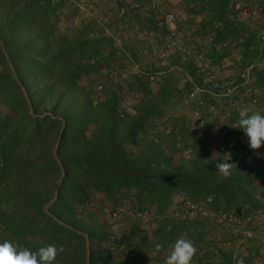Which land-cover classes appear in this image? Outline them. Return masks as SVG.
<instances>
[{
  "label": "trees",
  "instance_id": "trees-1",
  "mask_svg": "<svg viewBox=\"0 0 264 264\" xmlns=\"http://www.w3.org/2000/svg\"><path fill=\"white\" fill-rule=\"evenodd\" d=\"M107 1V9L97 12L98 0L83 10L76 0H0V41L32 107L0 47V243L8 240L33 251L55 244L65 249L55 264H87V235L90 264H145L150 252L156 255L154 264H165L172 244L185 237L197 248L195 264H236L233 248L220 246L235 243L236 236H218L220 224L191 218L185 207L200 204L241 220L264 212L259 193L264 146L250 149L235 114L231 122L236 125L217 142L219 151L210 132L206 140L187 116L172 114L187 107L193 90L212 85L198 72L195 57L185 58L179 50L163 59L166 66L143 65L147 55L156 56L154 46L168 49L171 28L161 25L162 10L173 0H156L161 5ZM185 1L193 3L192 18H201L193 32L214 39L204 52L214 66H223L238 49L241 72L264 59V26L241 19L234 0ZM258 2L264 15V0ZM222 44L230 50L219 49ZM130 66L139 72L122 82L121 73ZM251 77L264 91V67H255ZM100 83L106 87L102 91L96 90ZM132 93L137 103L129 108L125 99ZM63 127L58 155L65 176L49 207L52 217L45 206L54 200L62 175L53 152ZM227 152L236 167L223 177L216 164ZM126 203L137 223L115 236L113 223L102 221L97 209L107 207L117 215ZM147 215L151 234L143 224ZM156 243L163 246L159 253ZM241 252L244 264H256Z\"/></svg>",
  "mask_w": 264,
  "mask_h": 264
},
{
  "label": "built area",
  "instance_id": "built-area-1",
  "mask_svg": "<svg viewBox=\"0 0 264 264\" xmlns=\"http://www.w3.org/2000/svg\"><path fill=\"white\" fill-rule=\"evenodd\" d=\"M235 8L240 12V18L259 23L264 26V15L262 7L259 6V0H234ZM175 21V15L173 13L166 14L162 24L169 25ZM213 37H202L192 32L182 33L179 30L171 28V34L168 38V49H155V55L160 59H166L171 53L176 50L181 51L185 58L195 57L198 72L207 75L206 84L211 83V87L206 89L196 88L186 97L187 108L192 109L195 123L202 126L200 129L202 134L210 132L212 137V145L216 151L221 149V145L217 142L223 140L230 134V128L235 126L232 124L233 114L237 118L238 112L241 107H249L252 109L258 106L263 90H261L256 84L255 79L251 77L252 70L259 66L264 67V59L258 61L257 64H251L244 68L240 73V80L235 78H225L218 75L219 67L213 65L212 61L205 58L204 51L207 46L213 44ZM261 44L264 45V28L260 33ZM230 50L228 44H222L219 49ZM234 52L232 51L231 54ZM227 59L223 64L226 66ZM162 76L159 73L158 76H153L152 80L156 81L158 77ZM120 81V80H119ZM86 82V81H85ZM106 87L104 83L96 85V90L102 91ZM131 98H135L134 93L130 95ZM205 116H210L211 123L210 129L205 128L204 119ZM229 153V152H227ZM231 154V153H230ZM226 158V155L224 156ZM187 214L191 218L201 217L204 219H210L216 221L223 226H234L233 234L237 240L235 243L223 244L227 249L232 247L235 253V259H240V252L252 259L257 264H262L264 260V235H257L256 228L252 222L253 218L246 220L239 219L234 214L225 213H212L208 211L205 206L200 204L188 203L186 204ZM115 216H117L115 214ZM142 216V214H139ZM247 242V248L241 249L242 243ZM192 264H195L192 262Z\"/></svg>",
  "mask_w": 264,
  "mask_h": 264
},
{
  "label": "rangeland",
  "instance_id": "rangeland-1",
  "mask_svg": "<svg viewBox=\"0 0 264 264\" xmlns=\"http://www.w3.org/2000/svg\"><path fill=\"white\" fill-rule=\"evenodd\" d=\"M79 1V3L81 4V10L84 9V6L89 5V6H95L94 2H92V0H76ZM107 0H98V2H96L97 4L101 5L102 7H100V9H97V12H99L100 10H106L107 9ZM162 2H158L155 0L154 5H161ZM110 6V5H109ZM193 3L185 1V0H173L171 1V5L170 6H165L162 10V12L164 14H169V13H173L175 15V21L170 24V28H174L181 31L182 33L185 32H192L194 30H196L198 28V24L201 21L200 17H197L196 19L192 18V14L189 12V10L192 8ZM111 7V6H110ZM109 7V8H110ZM108 13H110L108 11ZM87 16V15H86ZM63 28H65V26H63ZM123 30V27L121 26L119 31L117 32V38H119V36L121 34H123L121 31ZM113 31H108V33H112ZM140 38H142L143 41H148L150 43H155V41L152 39V37H147L145 35H140ZM118 45L121 46L122 42L121 40H118ZM158 48L161 49L162 46H154V48ZM205 52V51H204ZM146 60L144 61L143 65L147 66V64H154L158 67L160 66H166L168 63L167 61H163V59H160V57L158 56H152V55H147L146 56ZM243 56H242V51L241 49H238L237 51H235L233 54H231V56L227 59L226 62V66H221L218 69V75L221 77H231V78H236L237 75L241 72L242 68H243ZM139 72V67L138 66H130L127 69H125L122 73H121V78H122V82H127L131 79V76L133 74H136ZM181 74V73H179ZM154 87V90L156 91L157 85L155 83L152 84ZM261 101L264 104V92L263 95L261 97ZM137 103V99L135 98H131V97H126L125 99V104L127 105V107L131 108L132 106H134ZM253 112H259L261 114H264V105L260 106H255L251 109ZM193 110L190 108H187L185 106H180L176 109L173 110L172 114L173 115H178V116H187L189 118V121L192 124V128L193 131L195 132L196 129L195 128H199L202 129V126H197V124L195 123L194 120V116H193ZM204 126L206 129H208V125L212 124L211 123V118L210 116H205L204 119ZM210 129V128H209ZM207 135L205 136L206 140H208V135L209 132L206 133ZM260 200L264 201V186H260ZM179 198H176V201L178 202ZM99 206V208L97 209L98 213H101V215H99V218L102 221H110L113 223L114 226V235L115 236H119L121 235L125 230L131 228L132 226H134L135 223H137V217L134 215V213L132 212V208L130 204L126 203V206L120 210L119 213H117V216L112 215L111 213V209L110 208H103ZM264 212L262 213H257L253 216V220L252 222L254 223V226L256 228V234L257 235H264ZM140 218V217H139ZM152 219L150 215H147L146 217L143 218V224H145V228L146 230H148L149 234H151L152 231V227L154 228V226H150ZM235 229V227L232 226H223L221 225V227L217 228L215 230V234H219L218 236H230V234L232 236L233 235V230ZM230 238V237H229ZM222 239V238H221ZM150 242H152V237H150ZM242 247L241 249H246L248 243L244 242L242 243ZM220 246H223L222 243ZM151 247V246H150ZM170 252V251H169ZM168 255V254H167ZM166 255V256H167ZM149 259L147 260V262L145 264H154L153 259L155 258L156 255H154V253H149ZM153 258V259H151ZM164 258V257H163ZM152 260L149 261V260ZM166 259V257L164 258V260ZM210 263H213V261H210ZM204 264H209L208 260L205 261ZM257 264V263H256ZM262 264H264V260L262 262Z\"/></svg>",
  "mask_w": 264,
  "mask_h": 264
},
{
  "label": "clouds",
  "instance_id": "clouds-1",
  "mask_svg": "<svg viewBox=\"0 0 264 264\" xmlns=\"http://www.w3.org/2000/svg\"><path fill=\"white\" fill-rule=\"evenodd\" d=\"M238 127L246 135L251 150L257 151L264 146V114L253 112L249 107H241L238 112ZM231 154L226 153V158L216 164L218 172L223 177H229L234 163H229ZM171 228L169 227V231ZM163 246L156 243L154 251L159 253ZM65 251L63 246L47 244L33 251L26 247H19L11 241L0 243V264H55L56 258ZM197 253L194 242L185 237H179L171 246L165 264H192ZM236 264H244L242 258Z\"/></svg>",
  "mask_w": 264,
  "mask_h": 264
},
{
  "label": "water",
  "instance_id": "water-1",
  "mask_svg": "<svg viewBox=\"0 0 264 264\" xmlns=\"http://www.w3.org/2000/svg\"><path fill=\"white\" fill-rule=\"evenodd\" d=\"M0 47L3 49L4 51V54L6 56V59H7V62L9 64V68L14 76V78L17 80L19 86L22 88L23 90V94L25 96V99L27 101V103L29 104L30 108L31 107V102H30V99L28 97V93L27 91L24 89V87L22 86V83L20 82L17 74H16V70L14 68V65L12 63V60L11 58L9 57L8 53L6 52L5 48H4V45L2 44V42L0 41ZM63 125L65 126V122H63ZM63 132H64V127L62 129V132H61V135H60V138L54 148V152H53V155H54V158L55 160L57 161V163L59 164L61 170H62V175H61V178L58 180L57 182V185H58V189L56 191V194H55V198L54 200H52L50 203H48L46 206H45V212L46 214L51 215V213L49 212V207L58 199L59 195H60V190H61V186H62V183H63V179H64V176H65V170H64V167H63V164H62V161L58 155V148H59V145L61 143V140H62V137H63ZM53 217V216H52ZM61 224H63L61 221H59ZM86 238H87V264H90V259H91V248H90V239L87 235H85Z\"/></svg>",
  "mask_w": 264,
  "mask_h": 264
}]
</instances>
